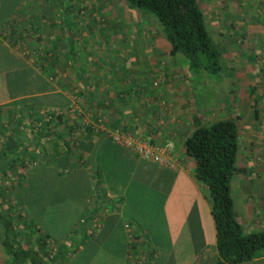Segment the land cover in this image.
I'll list each match as a JSON object with an SVG mask.
<instances>
[{"label": "rangeland", "instance_id": "374dc122", "mask_svg": "<svg viewBox=\"0 0 264 264\" xmlns=\"http://www.w3.org/2000/svg\"><path fill=\"white\" fill-rule=\"evenodd\" d=\"M12 1L9 0V3ZM198 1L209 35L220 52L218 58L220 69L217 71L201 70L194 73L184 56L169 55V45L163 38L162 26L157 19L149 13L129 7L123 0H46L45 7L47 6V10H52L49 14L53 20V29L49 28L48 23L45 25L43 36L40 38L42 40L39 43L40 48L36 51L39 52V56L46 54V49L50 51L53 66L49 79L53 78L56 64L57 70L60 68V71H57L59 76L55 77L57 82L54 81V86L65 92L69 98L79 91L82 84L80 79L77 82L71 79L76 75L74 73L76 62L74 61L73 64L70 62V55L73 53L71 47H73V49H78V53L84 51L83 54L88 59H92L93 62L87 63L94 69L100 68V64L94 61L98 55L102 60L101 65L107 72L110 69L121 72L122 69L129 67L127 59L133 54L138 58L147 57L148 63H151L150 59H153L159 67L164 66L168 71H174V81L179 76L188 78L189 75L190 88L194 95L193 107L197 106L200 111H206L204 114L210 113L213 117L218 110H224L223 105L229 101L231 93L242 92L246 72L252 78L254 77L253 84H258L259 94L255 99L260 104L264 103V90L260 89L264 87V0ZM67 10L71 12L67 13ZM32 13L34 17H37L38 12L32 11ZM19 18L21 21L24 18L32 19L31 14L27 12L19 15ZM57 37L62 40L67 37V45L59 44L60 40L57 41ZM53 42L60 45L59 49H53ZM25 52L27 53L26 50ZM58 52H60L59 55H57ZM37 71L40 70L37 69ZM125 71L129 73L128 70ZM3 80L4 77H0V92L4 91ZM51 83L53 86V82ZM60 86H64L65 89ZM156 105L158 106L159 103ZM161 108L155 112L162 113ZM47 109L44 107L41 112ZM50 110L57 111L58 109ZM81 110L84 113H81L79 122L91 121V113L85 112V109ZM18 115L20 116V113ZM20 117L24 118L22 115ZM158 121L162 123L158 116L153 119L155 124ZM238 141L240 146V138ZM43 144L46 146L45 143ZM36 149L41 154L44 153L39 146ZM46 151L50 154L49 161L40 164L38 163L39 158L35 157V149H33L34 160L31 162L37 160L34 162L37 166L29 167L25 190L20 199L19 213L26 219L40 222L38 225L41 229L47 231L52 239L55 237L58 243H61L71 233H74L75 239L81 241V236L86 232L85 244L80 247L81 249L70 264L84 262L118 264L117 260L122 259V256L117 255L118 252H124L127 248L124 246V238L126 245L128 241L129 248L131 241L134 240L130 236L131 232L137 230L138 227L143 228L144 234L140 235L145 237L147 243L144 246L147 250L168 247L169 242L182 235L185 230L181 226L183 223L187 228L185 235L189 234L192 242L205 241L204 231L208 228V223L206 220L201 221L198 203L200 195L193 189L190 182L181 176L177 177V172L169 173L170 171L153 163L144 169H135L131 178V187L125 196L127 200L124 207L116 205L115 208L114 201L117 198H113L106 205L108 215L96 218V215L92 213L94 211V213H99L104 205L102 203L104 195L109 198L108 192L111 193L112 184H117L114 180L121 178L129 185V168L115 164H112L110 169L104 167L108 173L103 170V181L96 183L89 168L57 167L52 160L54 158L53 147L47 145ZM254 162L258 168L264 167V157L260 156ZM237 163L239 166H251V163H243L240 158ZM136 177H138V182ZM263 180L264 175H261L259 181ZM136 183L139 185L137 186ZM144 190L147 191V195ZM133 194L136 198L135 204L132 201ZM168 194L169 198L165 205V197L167 198ZM10 197L15 198L14 194ZM120 211L123 213L119 216ZM129 214H132L131 217ZM169 216L173 218L169 219ZM85 221H88L90 225L85 226ZM102 221L104 224L102 228H99ZM78 225L82 227L81 230L77 229ZM66 230L69 231L67 234ZM97 247L100 250L97 255H94L95 251L92 248ZM131 257L135 264H143L142 255H131Z\"/></svg>", "mask_w": 264, "mask_h": 264}, {"label": "trees", "instance_id": "16d2710c", "mask_svg": "<svg viewBox=\"0 0 264 264\" xmlns=\"http://www.w3.org/2000/svg\"><path fill=\"white\" fill-rule=\"evenodd\" d=\"M8 1L0 0V7L5 6V9H8L0 10V26L7 22V19L12 18L11 22L16 21L15 12L18 10L13 8L21 0H13L10 3ZM123 1L129 7L149 13L157 19L162 26L163 38L169 45V50L167 49L169 55L184 56L194 73L201 70L213 72L220 69L218 63L220 52L209 35L198 0ZM70 12L71 10H67V13ZM31 18L32 20L28 18L29 21L25 22L24 26L17 27L11 23L12 27L9 31L10 40L15 45H19V53H24L23 56L31 64L23 62L24 68H22L21 63L14 60L16 55L13 52L6 51L0 57V61L3 60V67L6 70L10 69L6 75V95L8 99H13V102L8 104H0V168H5L7 165H12L11 167L14 168L20 157L30 153L28 145L35 144L44 152L41 154L38 151L35 154V157L39 158L38 163L48 162L50 154L46 149L47 145H51L54 157L52 160L57 167L64 169L70 166L87 167L95 177L96 183L102 182V173L107 172L104 167L110 169V166L114 164L111 157L121 149L105 132L82 127L79 120L84 111L81 109H85L87 113L90 112L95 122L98 113L105 115L104 124L108 130L121 128L124 132H130L151 144L159 146L163 144L149 137L134 134L128 128L118 126L119 124L109 125L107 119L109 113L100 109L103 105L98 104V95L90 88L87 91L80 88L74 93L78 110L69 113L71 99L63 92H56L54 86V81L57 82L55 77L59 76L56 64L53 78L49 79L53 66L50 51L46 49V54L43 56H39V52L36 51L40 48L43 31L41 25L34 21L36 17L33 13ZM60 87L65 89L64 86ZM44 107L48 109L42 113ZM50 109H58L63 113L57 114ZM18 113L24 118L17 116ZM13 123L16 127H12ZM196 123L195 128L183 142V152L193 160L195 165L193 176L206 188L211 202L217 250L213 264H239L264 256V229L246 234L234 213L230 183L232 178L241 171L237 165L239 133L236 122L217 120L205 125ZM21 124L23 135H27L25 144L22 140L17 141L14 138V136H21ZM1 136H4L5 141L1 140ZM130 153L135 155L133 152ZM135 156L147 162V165L141 167L146 168L151 163L159 165ZM33 160L32 157L30 161ZM34 162H31L32 167V164L37 166ZM24 166L27 167V164ZM2 194L0 191V244L9 258V264H65L67 257L73 255L75 258L80 247L85 244L86 232L81 236V241L75 239L74 233H71L58 243L55 237L52 239L47 231L41 229L38 225L40 222L21 216L19 194L16 193V204L9 203L3 207L2 199L8 195ZM108 201L110 199L104 195L102 203L107 205ZM79 227L80 225L77 229L81 230L82 227ZM68 232L66 230V234ZM130 248L134 249L135 244L130 245Z\"/></svg>", "mask_w": 264, "mask_h": 264}, {"label": "crops", "instance_id": "0c3cea01", "mask_svg": "<svg viewBox=\"0 0 264 264\" xmlns=\"http://www.w3.org/2000/svg\"><path fill=\"white\" fill-rule=\"evenodd\" d=\"M45 1L46 0H21L14 6L13 10H18L15 12L16 21L11 22V20H13L12 18L9 20L7 19V22L0 26V57H2V54L4 55L6 51L13 52L16 55L14 56V60L20 62L22 68H24V64H22L23 62L25 64H31L26 60L25 56H23L24 53H19V45H15L14 42L10 40L9 31L12 27L11 23L17 27L21 25L24 26L25 22L28 23L29 19L24 18L21 21L18 15H23L26 12L32 14L33 10L38 12L34 21L41 25L42 31L45 30L44 27L47 23L49 28L53 29V20L49 14L52 13V10H47V6L45 7L47 2ZM48 4H50V2ZM0 10L8 9H5V6H2L0 7ZM66 38L67 37L62 40L57 37L56 40H60L58 43L66 46ZM41 41L42 40H40V42ZM58 43L53 42L54 50L59 49L60 45H58ZM105 45L106 42L103 46L105 47ZM72 49L71 51H73V53L70 55V62L72 64L74 61L76 62L75 70L77 73L74 72L76 75L71 79L76 82L80 79L82 81L80 88L83 91H87L90 88L98 95V104L100 103L103 105L100 109L106 110L109 113V117H107L109 125L111 124L114 126L119 124L118 126L121 125L122 127H126L128 130L139 136H146L158 142L170 141L173 144L174 150L179 159L177 168L175 170H170L159 165L157 166L170 171L169 173L177 172V177L181 176L193 185V189L200 195H198V203L201 221L206 220L208 223V228H205L204 231V242H192L190 235H185V230L187 228H185V223H183V225H181L182 228L185 229L182 233L183 236L179 235L176 237L174 241L172 240L169 242L170 245L166 248H151L149 250H147L144 246L147 243L145 237L143 238L140 235L144 234L143 228L138 227L137 230L132 231L130 235L135 239V243H133V240L130 245L132 246L135 244V248H128V241L127 246L124 238V246L127 248L124 252H118L117 255L122 256V259L117 260L118 264H135L131 255H142L143 264H168L170 262L172 264H213L216 259V237L214 223L211 216V202L207 196L208 193L206 188L201 186L202 184L198 183L193 176L195 167L194 162H192L193 160L183 152V142L195 128L196 122V124L199 125H205L217 120H233L236 122L240 138L237 162L240 158L243 163H251V166H239L237 163V165L241 168V171L232 178V180H234H231V183H233H230L234 213L246 234L264 229V180L259 181V178L261 180V175H264V167L258 168L254 165L255 159L260 156L264 157V103L260 104L255 99L259 92L257 87L258 84H253L255 81L254 77L252 78L248 75L249 73L246 72L245 74L247 76H244L245 85L243 84L244 86L242 88V92L231 93L229 101H226L223 105L224 110H218L213 117V114H204L206 111H200L197 106L193 107L194 95L191 92L192 89L190 88L189 75L188 78L185 76H179L176 81H174V71H168L164 68V66L159 67V64L156 61H153V59H150L151 63H148L147 57L143 56L144 58H138L137 56L134 57L133 54L129 59H127L128 64H130L128 68L126 67L127 69H122L121 72H115L113 69H110L109 72H107L105 67L101 65L102 60L98 55L94 61L100 64V68L94 69L88 66L89 63L87 62L93 61L92 59H88L85 54H83L84 51L83 53H78V49ZM59 54L60 52L57 53V55ZM2 63L3 60L0 61V77H4L2 83L4 91L0 92V104H8L13 102V99H8V96L6 95V75L9 73L10 69L6 70ZM18 66L20 67L19 64ZM57 67L58 66H56V69ZM58 70L60 71V68ZM125 70H128L129 73ZM112 71L113 73H111ZM243 72L241 73L243 74ZM260 89L262 91L264 90V87H261ZM56 92L63 91L57 89L56 87ZM63 93L66 95L65 92ZM158 103L159 105L155 106V104ZM160 108L163 112L160 114L156 113ZM157 116L160 120H162V123L158 121L159 124H155L153 122V119L157 118ZM12 127H16V125L13 123ZM20 130L21 136H14V138L17 141L19 139L22 140L25 144L27 143L25 141L27 135H23L22 124L20 125ZM1 140L5 141L4 136H1ZM28 147L30 149V153L24 157H20L19 162L15 164L16 166H14V168L11 167L12 165L0 168V191L6 196L8 195L2 199V207L8 205L9 203L16 204V193L19 194L18 198L22 199V192L25 190V181L28 178L29 167L31 166L30 160L34 157L33 149H35V152L38 153L36 149L37 145H28ZM118 148L121 149L120 152L114 154L111 158L115 165L125 167L126 169L129 168V185H127L128 183L127 181H124V179L121 180V178H119L114 180L117 184H112L113 193L108 192V195L110 200L117 198V200L114 199L115 208L116 205L119 207L122 205L124 207V203H126L127 200L125 199V196L131 187V178L135 173V169H144L145 167L141 166L147 165V162L138 159L129 151L122 149L119 146ZM249 159L253 161H250ZM26 164L27 167L24 166ZM32 165L35 167V164ZM117 169H119V167H117ZM33 172L34 171H32V173ZM136 185L138 186L139 183H136ZM202 188L203 190H201ZM179 190L182 191V188L179 187ZM144 191L147 195V191ZM12 194L15 196L14 199L13 197H10ZM133 197L132 201H134L135 204V194H133ZM168 198L169 194L167 198L165 197V205ZM103 206L104 208H101L99 213H92L96 215V218H98V216L102 218L105 214V216L108 215L106 212V205ZM122 213L123 211H120L119 216ZM126 214L127 213L125 212V215ZM131 215L132 214H129L130 217ZM172 218L173 217H170L169 219ZM103 224L104 222L102 221V225H100L99 228H102ZM86 225H90L88 221H85V226ZM109 228H111V226H109ZM92 249L95 251L94 255H97L98 250H100L98 247L96 249ZM134 259L136 260V258ZM73 260L74 257L71 255L67 257V262L65 264H70ZM259 263H264V256L239 264ZM0 264H9V258L1 245ZM77 264L101 263L84 262Z\"/></svg>", "mask_w": 264, "mask_h": 264}, {"label": "built area", "instance_id": "2783aa9c", "mask_svg": "<svg viewBox=\"0 0 264 264\" xmlns=\"http://www.w3.org/2000/svg\"><path fill=\"white\" fill-rule=\"evenodd\" d=\"M71 105L69 106V113L78 110L76 98L71 96ZM57 114L63 113L61 110L56 111ZM106 117L102 113H98L97 121L83 120L82 127H89L95 131L105 132L112 142L130 152H133L141 159L153 161L160 166L168 167L175 170L179 164L178 156L174 150L173 144L170 141H165L161 146L151 144L150 142L136 137L130 132H124L121 128L115 130H108L105 126ZM264 137V134H263Z\"/></svg>", "mask_w": 264, "mask_h": 264}]
</instances>
